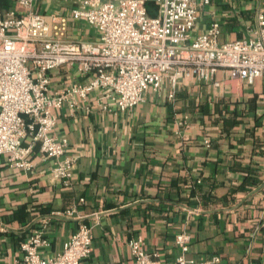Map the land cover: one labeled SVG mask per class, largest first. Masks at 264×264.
Returning <instances> with one entry per match:
<instances>
[{"label": "crops", "instance_id": "0c3cea01", "mask_svg": "<svg viewBox=\"0 0 264 264\" xmlns=\"http://www.w3.org/2000/svg\"><path fill=\"white\" fill-rule=\"evenodd\" d=\"M263 10L264 0H211L196 32L219 21L221 41L247 38ZM81 23L76 36L97 38L91 26L92 35L83 34ZM218 78L220 86L181 79L175 91L165 79L160 93L148 91L125 111L105 108L101 89L77 110H55L54 134L76 158L68 183L53 176V160L39 147L30 170L0 155V264L19 260L22 242L37 229L50 239L44 254L51 257L81 224L93 233L82 264H126L139 236L148 251L175 264L182 231L191 236L188 258L264 264V79ZM73 81L87 78L74 68L55 72L52 89Z\"/></svg>", "mask_w": 264, "mask_h": 264}, {"label": "built area", "instance_id": "2783aa9c", "mask_svg": "<svg viewBox=\"0 0 264 264\" xmlns=\"http://www.w3.org/2000/svg\"><path fill=\"white\" fill-rule=\"evenodd\" d=\"M45 1L66 7L49 13L38 8ZM210 1L12 0L5 11L0 6V155L11 166L30 170L39 147L53 160V176L68 183L76 158L68 154L69 142L54 134L55 110L65 105L77 110L90 92L101 89L109 99L105 108L125 111L142 103L148 91L160 93L165 79L173 91L185 78L220 86V72L252 84L264 79V10L253 35L221 41L219 21L196 32L201 8ZM81 22L94 28L97 38L76 36ZM72 68L87 81L53 90V74ZM176 241L181 252L175 264L221 262L218 255L188 258L187 231ZM50 245L37 229L22 242V256L13 264H82L93 251L92 228L81 224L51 257L44 254ZM130 247L132 260L126 264H170L148 251L141 236Z\"/></svg>", "mask_w": 264, "mask_h": 264}, {"label": "rangeland", "instance_id": "374dc122", "mask_svg": "<svg viewBox=\"0 0 264 264\" xmlns=\"http://www.w3.org/2000/svg\"><path fill=\"white\" fill-rule=\"evenodd\" d=\"M52 2V1H51ZM49 3L48 4V6L47 5H45V7H44V9L43 10H48V9H52L53 7H58L59 6V8H61V7H63L64 6V4H62V3H60V2H53V3ZM41 9H42V6L40 7ZM79 28L81 29V31L83 30V34L84 33H86L88 36H90V35H92L91 33H89V31H90V26L89 25H87L86 23H81L80 25H79ZM86 30V31H85Z\"/></svg>", "mask_w": 264, "mask_h": 264}, {"label": "trees", "instance_id": "16d2710c", "mask_svg": "<svg viewBox=\"0 0 264 264\" xmlns=\"http://www.w3.org/2000/svg\"><path fill=\"white\" fill-rule=\"evenodd\" d=\"M6 4V6H8V1L7 0H0V5L4 6ZM149 11L150 13L154 14L155 13V6L153 3L149 4Z\"/></svg>", "mask_w": 264, "mask_h": 264}]
</instances>
